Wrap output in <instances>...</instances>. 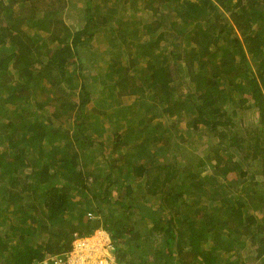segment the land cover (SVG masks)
I'll use <instances>...</instances> for the list:
<instances>
[{"label": "trees", "instance_id": "1", "mask_svg": "<svg viewBox=\"0 0 264 264\" xmlns=\"http://www.w3.org/2000/svg\"><path fill=\"white\" fill-rule=\"evenodd\" d=\"M85 2L84 12L70 9L84 22L66 35L72 27L65 18L68 0H0V115L13 117L10 123L0 119L6 150L0 157V229L7 226L0 264H42L98 230L109 234L116 264H244L227 257L228 250L240 253L248 245L264 262V0ZM128 2L135 9L127 17L132 29L107 10L109 3L124 10ZM41 30L51 33L44 37ZM152 35L154 46L145 49ZM84 52L94 53L95 75L85 73ZM11 65L16 79L8 78ZM91 80L109 94L104 102L139 94L122 111L126 127L108 132L105 121L92 128L90 119L109 113L86 109ZM42 90L46 95L34 96ZM233 99L254 108L257 121L235 130L226 108ZM157 109L161 116L185 118L200 137L213 133L209 163L199 154L165 160L162 147L178 154L189 140L172 123L177 135L162 145L167 130L150 117ZM89 132L104 134L96 151L118 154H105L103 175L87 161L94 149ZM230 172L236 176L228 178ZM112 185L109 195L105 187ZM88 194L108 203L106 212L92 199L87 203ZM9 214L20 215L11 230Z\"/></svg>", "mask_w": 264, "mask_h": 264}, {"label": "rangeland", "instance_id": "2", "mask_svg": "<svg viewBox=\"0 0 264 264\" xmlns=\"http://www.w3.org/2000/svg\"><path fill=\"white\" fill-rule=\"evenodd\" d=\"M233 1H237V0H233ZM69 4H68V7L66 8V13H70V16L68 14H65V18L69 19V25H71L72 27L70 28V30H68L66 32V35H71L73 32H75L76 29H79L84 20L82 21V13L81 14H78V13H72L70 12V9H73V8H78L77 10L79 11H82L84 12L86 7H87V3L85 2V0H68ZM107 10L110 11L113 15H116L117 16H122L123 20H125V23L123 24V27H129L130 28V25H131V22L128 20V15L131 13L132 10H135V9H132L131 8V3L128 2L125 4L124 6V10L121 9L120 6L116 5H112L109 3V5L107 6ZM226 14V13H225ZM180 21V20H178ZM114 22H112V25H113ZM81 25V26H80ZM189 26V25H187ZM192 28V27H191ZM112 29H115V28H112ZM132 29V28H130ZM42 32L40 33L41 36H44L46 37L47 35H49V33L51 32H45L43 30H41ZM235 31H237V29L235 28ZM111 32V31H110ZM137 33V31H136ZM239 35L241 36L240 32H238ZM173 34L172 32L168 33L165 38L166 39H169V35ZM40 36V37H41ZM98 36L99 34L96 35V37L94 38V41H93V45L96 47L97 46V43L99 44L100 42L98 40ZM43 38V37H42ZM148 39H146L144 42H143V45L146 49V46L149 44L150 47L151 46H154L153 42H152V39H153V35L152 36H147ZM102 39H103V36H102ZM172 43V42H170ZM148 45V46H149ZM174 44H170L166 47V49H169L170 46L172 47ZM114 48H109V52H113V55H116ZM94 56V53H86L84 52L83 53V58H84V64L86 65V69H85V73L86 74H89V75H95L96 73H98V70L99 68H91V64H90V59L91 57ZM86 57V58H85ZM84 65V66H85ZM106 65V64H104ZM9 71H8V78L10 79H16L19 75L18 71L13 67V65H11L9 67ZM78 84H76V81L74 82H71V86L73 88H75ZM68 88V89H67ZM90 88L91 90L93 91V98H92V101L86 106V109L88 110V112H97V113H101L102 111H106L108 112L109 114L107 115L108 119L105 118L104 115H98L99 117L98 118H94V119H90L92 120V128L93 127H96V126H99V127H102V124L105 123V121L107 122L105 125L107 126V130L108 132H111L113 130H117V129H120L122 126H125L126 127V117L127 116H123V118H121V116L123 115L122 111L125 110V111H128V109L133 105L135 104V102L138 100V95L139 94H132V95H124L123 98H116V101L114 102H104L103 101V98H107V96L109 94H107V92H100L102 91V89H105L103 88V84H100L98 81L97 82H92L91 80V83H90ZM77 89V88H76ZM69 90V87L67 86L66 87V91ZM40 91H38L36 94L34 93V96H40L41 93L43 95H46V91L45 90H42L40 93ZM127 92V91H126ZM39 93V94H38ZM246 96L249 97L251 99V93L249 91L246 90ZM119 99H123L122 100V103L119 102ZM238 99H233L232 101H229L226 105V108H229L230 110V115L233 117L234 119V124H236V126L234 127V129H240L244 126H248V125H251L252 123H254V121H257V117H256V111L255 109L253 108H242L240 106L237 105V102ZM9 106V105H7ZM116 109V113L118 114H114L113 116H111V111ZM232 109H235V114H233V112L231 111ZM130 110V109H129ZM121 112V113H119ZM130 113V112H129ZM161 111L160 109H157V110H153V113H151L150 117L152 118V120H154L155 122L156 121H161L165 127V129L167 130L166 132V136L163 137V138H160V141H161V144L164 145L165 144V141L166 139L170 140L171 137H173L174 135H177L176 133L173 134V131L171 132L170 128L169 127H172V123H177L178 127H177V132H178V136L179 137H183V139L185 140H189L188 142H184V145L183 146H180V152L177 154L175 152L174 149H170L169 148L167 150L169 151H164L165 149H163V147L160 149V152L163 153V157L165 158V160L167 159H170L171 161H175V160H188L189 157H192V155H196V154H199V156L203 159L206 163H209L210 161V154L208 153V138L211 137V143L212 144H215L217 142V138H213V136H210V134H213V133H203V135L200 137V133L198 132L197 133V130L193 129V128H189L186 124V119L185 118H181L180 121L177 120L176 117L174 118H169V117H166V116H161ZM96 114V113H95ZM39 116H42L41 114H38ZM118 115L120 117V119L118 118ZM36 116V115H34ZM128 116H132L131 114H128ZM0 119L2 120V122H7V123H10L13 121V117H10L8 118L7 116H4V115H0ZM120 120V122H119ZM23 124L20 125V127H22ZM169 128V130H168ZM122 129V128H121ZM124 130V128H123ZM91 135H90V138H89V141H91V144L92 146H96L99 141L103 138V136H101L102 134H100V138L96 133H92V132H89ZM202 134V133H201ZM160 137V135H159ZM181 140V138H180ZM163 141V142H162ZM181 142V141H180ZM167 144V143H166ZM95 146H94V149L92 148L91 150H89L92 154V156H89L87 158V161L89 160H92L91 162V166H97L98 165V171L102 172V175L104 174V171H106V164H107V159H106V155L105 154H110L111 155V152L109 149H106V151L103 153L101 151H96L95 150ZM176 146H179V145H175L174 147ZM158 145L155 146L156 150H158ZM172 148V147H171ZM93 150V152H92ZM126 151V150H125ZM0 157L3 158L4 157V154L6 152L5 150V146H0ZM159 152V151H158ZM118 154H116L115 156H117ZM114 155H111V157L113 159H115ZM4 159V158H3ZM207 165V170L209 169ZM209 171V170H208ZM207 171V172H208ZM206 173V172H205ZM106 175V173H105ZM236 174L234 172H230L228 174V178H232V177H235ZM256 179H259V180H262V176L261 175H256ZM5 183H8V181L4 182ZM132 185L135 186L136 185V182L135 180L132 181ZM98 184L95 185V187L93 188V191H96L98 188ZM115 191V187L114 185L112 186H107L105 187V192L108 193L109 195H111V193H113ZM234 194V193H233ZM88 202L89 201H92L94 200V202L90 203V204H93L95 207H99V209L103 210L106 212V210L108 209L109 205L108 203H105L103 202L102 200H100L99 198H95L92 195L89 196L88 194ZM76 199H81V196H77ZM92 199V200H91ZM29 201V200H28ZM86 202V201H85ZM27 203V202H26ZM25 201L22 202V205L25 207ZM17 207H11L10 209H16ZM29 213H32V210H28ZM10 215V214H9ZM20 215H16L14 216L13 214L10 215V219H8L6 222H7V225H12L9 229L11 230L12 227L14 225H18L19 224V218ZM25 217V216H24ZM5 228H7V226L3 227L2 229H0V235L3 236L4 235V231L6 230ZM104 231V230H103ZM96 237V239H95ZM106 237L108 236H105V235H102L99 233V231H97L94 235H91L89 237H87V241L88 242H98V243H102L104 244L106 242ZM91 244V243H89ZM152 247H156L158 245L157 242H152L151 243ZM150 249H151V246L149 245ZM229 252V255L227 257H230V259H236V261H240L241 263H244V264H264L263 260L262 259H259V258H256V253L253 251V249L248 245L244 248H242V250L240 251V253H238L236 251L235 248H229L228 250ZM90 255V253H89ZM226 256L222 257V262L226 263ZM90 259V258H89ZM88 259V260H89ZM230 259H227V261H229ZM234 261V260H233ZM2 264H6V261Z\"/></svg>", "mask_w": 264, "mask_h": 264}, {"label": "built area", "instance_id": "3", "mask_svg": "<svg viewBox=\"0 0 264 264\" xmlns=\"http://www.w3.org/2000/svg\"><path fill=\"white\" fill-rule=\"evenodd\" d=\"M100 234L108 236L104 244L88 242L87 237H77L73 241V248L63 254L48 255L42 264H116L114 245L106 231L98 230ZM91 243V244H89ZM90 253V255H89ZM90 258V259H89ZM89 259V260H88Z\"/></svg>", "mask_w": 264, "mask_h": 264}, {"label": "bare ground", "instance_id": "4", "mask_svg": "<svg viewBox=\"0 0 264 264\" xmlns=\"http://www.w3.org/2000/svg\"><path fill=\"white\" fill-rule=\"evenodd\" d=\"M95 239H96V237H95Z\"/></svg>", "mask_w": 264, "mask_h": 264}]
</instances>
